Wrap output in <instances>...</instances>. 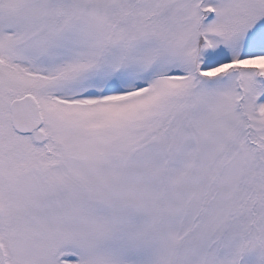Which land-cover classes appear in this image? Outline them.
I'll list each match as a JSON object with an SVG mask.
<instances>
[{
	"label": "snow or ice",
	"instance_id": "obj_1",
	"mask_svg": "<svg viewBox=\"0 0 264 264\" xmlns=\"http://www.w3.org/2000/svg\"><path fill=\"white\" fill-rule=\"evenodd\" d=\"M0 264H264V0H0Z\"/></svg>",
	"mask_w": 264,
	"mask_h": 264
}]
</instances>
